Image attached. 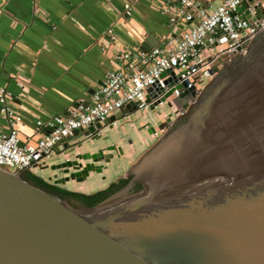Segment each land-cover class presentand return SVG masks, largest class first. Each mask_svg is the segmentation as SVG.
Returning a JSON list of instances; mask_svg holds the SVG:
<instances>
[{
    "label": "water",
    "instance_id": "1",
    "mask_svg": "<svg viewBox=\"0 0 264 264\" xmlns=\"http://www.w3.org/2000/svg\"><path fill=\"white\" fill-rule=\"evenodd\" d=\"M262 1L245 0L238 11L264 24ZM151 46L146 39L139 47ZM242 48L207 57L215 60L205 73H214L211 80L182 89L175 106L186 112L173 122L165 115L168 130L119 177L131 175L128 185L92 207H75L24 179L27 169L0 167V264H264V25ZM135 111L128 103L73 138L99 137ZM57 145L58 155L71 146ZM105 150L54 164L67 175L53 184L101 173ZM135 181L141 189L129 192Z\"/></svg>",
    "mask_w": 264,
    "mask_h": 264
},
{
    "label": "crops",
    "instance_id": "2",
    "mask_svg": "<svg viewBox=\"0 0 264 264\" xmlns=\"http://www.w3.org/2000/svg\"><path fill=\"white\" fill-rule=\"evenodd\" d=\"M129 1L132 11L126 17ZM157 1L167 0H0V88L15 95V109L22 117L20 144L35 143L38 121L47 122L78 103L88 104L97 85L120 63L117 50L138 48L146 39L153 46L177 40L179 31L153 6ZM220 1L199 0L210 9ZM109 27L116 44L109 42ZM166 114L159 107L142 115L126 114L121 118L126 123L138 116L130 129L114 128L116 120L103 127L98 139H68L70 149L41 159L30 171L53 180L64 178V169L51 166L75 154L120 147V153L104 151L112 156L101 173H90L83 181L69 179L62 186L86 194L104 190L136 162L141 148L148 149L158 139L154 131ZM7 129L0 115V131Z\"/></svg>",
    "mask_w": 264,
    "mask_h": 264
},
{
    "label": "built area",
    "instance_id": "3",
    "mask_svg": "<svg viewBox=\"0 0 264 264\" xmlns=\"http://www.w3.org/2000/svg\"><path fill=\"white\" fill-rule=\"evenodd\" d=\"M245 0H221L213 9L204 6L199 0L157 1L153 6L169 16V22L179 31L177 40L164 45H154L149 49L123 48L117 50L118 65L110 70L104 80L97 85L86 105L78 103L67 108L65 113L55 115L47 122L36 123L39 137L34 144H20L18 125L22 117L15 109V95L6 88H0V115L7 124L6 131H0V167L9 171L30 170L41 159L56 156L62 150L63 142L73 138L78 129H85L95 123H103L120 107L135 103L136 111L146 110L149 104L159 99L167 91L170 94L164 104L170 103L167 112L170 122L183 115L186 110H178L175 99L184 88L194 86L202 89L212 78L205 73L214 64V58L208 56L227 52L243 53L264 25H256L242 17L238 11ZM264 7V0L262 1ZM253 14V5H248ZM132 2L124 6V15H131ZM222 36H219V34ZM106 34L111 44H116V35L112 28ZM206 34L207 43L203 42ZM225 40L221 42L220 40ZM226 39L230 40L228 43ZM217 46L210 48L213 42ZM207 50L206 55L202 54ZM186 86H183V84ZM178 85H182L178 88ZM20 96V95H19ZM147 96L150 102L146 101ZM170 127L165 119L156 129L159 138ZM67 141L70 143V141Z\"/></svg>",
    "mask_w": 264,
    "mask_h": 264
},
{
    "label": "trees",
    "instance_id": "4",
    "mask_svg": "<svg viewBox=\"0 0 264 264\" xmlns=\"http://www.w3.org/2000/svg\"><path fill=\"white\" fill-rule=\"evenodd\" d=\"M23 178L30 181L31 183L46 189L48 191H51L53 193L58 194L59 196L61 195H68V196H72L75 198H79L82 199L84 204L88 205V206H93L98 204L99 202L103 201L104 199H106L109 195H111L113 192H115L120 186H123L125 183H127L129 181V178L123 179L121 180V183L116 186L114 185L113 187H109L107 189L104 190H98L94 193L91 194H83V193H79V192H72L63 188H58L56 186H53L47 182H45L41 177L37 176L36 174L32 173L30 170H25L23 172ZM141 187L140 184H137V186L135 187V190H139V188Z\"/></svg>",
    "mask_w": 264,
    "mask_h": 264
},
{
    "label": "flooded vegetation",
    "instance_id": "5",
    "mask_svg": "<svg viewBox=\"0 0 264 264\" xmlns=\"http://www.w3.org/2000/svg\"><path fill=\"white\" fill-rule=\"evenodd\" d=\"M98 135H99V137H96V135L94 134V135H92V136H90V137H86L87 139L89 138L90 140H95V139H98V138H100L101 137V133L100 132H98ZM115 151H117L118 153H120L118 150H115ZM111 158V155H108V159H110ZM105 159V158H104ZM128 177H130L129 178V181L127 182V183H125L123 186H120L116 191H118V190H120L121 188H123V187H125L126 185H128V183L130 182V180L132 179V177H131V175H127ZM121 180L122 179H120L119 178V181H118V183H112L110 186H108L107 188H109V187H113L114 185H116V186H118L120 183H121ZM137 184H140L138 181H135L134 182V184L128 189V191L129 192H133V191H138V190H135V187L137 186ZM51 185H53V186H56V187H58V188H63V189H66V188H64V187H62V186H59V185H56V184H51ZM141 185V184H140ZM141 189V187L139 188V190ZM66 190H68V189H66ZM70 191V190H69ZM115 191V192H116ZM73 192V191H72ZM115 192H113V193H115ZM112 193V194H113ZM83 194H86V193H83ZM58 195V194H57ZM110 196V195H109ZM60 197H62L63 199H65L68 203H70L71 205H73V206H75V207H81V208H86V207H92V206H88V205H86V204H84V202H83V200L82 199H79V198H75V197H72V196H68V195H60ZM94 206V205H93Z\"/></svg>",
    "mask_w": 264,
    "mask_h": 264
},
{
    "label": "rangeland",
    "instance_id": "6",
    "mask_svg": "<svg viewBox=\"0 0 264 264\" xmlns=\"http://www.w3.org/2000/svg\"><path fill=\"white\" fill-rule=\"evenodd\" d=\"M208 53V51L205 49V50H203L202 51V54L203 55H206ZM159 108H161L162 110H164V111H166V112H169L170 110H171V108L168 106V104L165 102V104H163L162 106H160ZM172 111V110H171ZM145 112H146V110H138V111H135V112H133V113H135L136 115H142V114H145ZM136 115H132V118H130V120H128V119H126V121H127V123L126 122H124V119H119L118 120V123H117V125H115L114 126V128H117L118 130L119 129H124V130H128V129H130L131 128V126H133L134 124V121H135V119L134 118H136V117H138V116H136ZM123 126H122V125ZM120 126V127H119ZM108 135V134H107ZM133 136V135H132ZM132 139H133V137H131ZM131 138H129V139H131ZM156 141V140H155ZM154 141V142H155ZM153 142V143H154ZM142 149V150H141ZM140 149V151H139V153L137 154V155H140V154H142V153H144L147 149H145V148H141ZM130 168V167H129ZM128 168V169H129ZM127 171V170H126ZM125 171V172H126ZM33 173V172H32ZM35 174V173H34ZM37 176H39V177H41L45 182H47V183H49V184H53V179L52 178H46V177H42V176H40V175H38V174H36ZM59 186H63V185H61V184H58ZM89 188V187H88Z\"/></svg>",
    "mask_w": 264,
    "mask_h": 264
},
{
    "label": "bare ground",
    "instance_id": "7",
    "mask_svg": "<svg viewBox=\"0 0 264 264\" xmlns=\"http://www.w3.org/2000/svg\"><path fill=\"white\" fill-rule=\"evenodd\" d=\"M112 156V155H111Z\"/></svg>",
    "mask_w": 264,
    "mask_h": 264
}]
</instances>
